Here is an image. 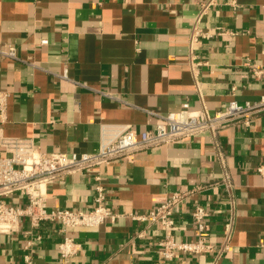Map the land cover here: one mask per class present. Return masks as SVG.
Listing matches in <instances>:
<instances>
[{
	"label": "crops",
	"instance_id": "crops-1",
	"mask_svg": "<svg viewBox=\"0 0 264 264\" xmlns=\"http://www.w3.org/2000/svg\"><path fill=\"white\" fill-rule=\"evenodd\" d=\"M205 1L0 0V50H15L14 58L0 52V89L9 91L0 132L31 137L41 151L94 152L102 134L127 124L153 128L183 102L213 112L264 94V0H217L198 22L208 36L190 46ZM259 166L264 170V110L215 138L203 132L64 175L46 187L49 208L92 207L99 181L119 218L98 226L46 222L33 231L22 219L17 231L0 232V264H59L64 234L80 244L69 264H264ZM208 184L180 207L171 231L178 240L196 239L188 210L201 203L214 249L162 257L161 226L129 214L149 211L174 190ZM8 200L23 202L17 193ZM37 232L41 239L25 248Z\"/></svg>",
	"mask_w": 264,
	"mask_h": 264
},
{
	"label": "built area",
	"instance_id": "built-area-1",
	"mask_svg": "<svg viewBox=\"0 0 264 264\" xmlns=\"http://www.w3.org/2000/svg\"><path fill=\"white\" fill-rule=\"evenodd\" d=\"M216 1L206 0L200 5L190 33V46L200 37L208 36V32L200 29L198 22L201 15ZM234 3L235 0L228 1V4ZM0 52L7 57H15L14 46L11 44ZM254 73L257 74L258 70H254ZM8 96V90L0 89L1 115L4 113ZM263 110L264 94L254 100L242 102L229 100L213 112L204 104L192 109L187 102H183L179 110L163 114L153 128L138 131L127 124L113 133L102 134L99 148L94 152L41 151L31 137H9L0 132V232L17 231L22 219L28 221L32 231L46 222H57L63 227L98 226L106 222H115L120 214L106 204L104 188L99 181L94 185V205L85 210L68 207L49 208L46 203L48 183L72 173L88 174L97 171L100 165L112 159L131 156L137 150L158 144H170L180 138H190L203 132H208L215 138L219 129L224 126L237 122L248 124L253 115ZM257 170L264 174L262 166ZM94 178L98 180L99 174H95ZM226 178L225 175L222 181H226ZM209 186L210 184L195 185L188 190H174L149 211L129 214L136 220L161 226L163 235L157 244L162 257L169 258L177 252L201 253L214 249L215 245L208 239L207 232L209 212L201 203H193L188 210V216L197 232L196 239L178 240L171 231L180 207L194 193ZM16 193L22 197V203L8 200ZM228 236L229 232L226 240ZM41 237L40 232L29 235L25 248L31 250L34 240ZM225 245L226 242L221 245V250ZM79 247V242L64 234L58 242L59 264H69L70 258ZM23 257L25 261L31 262L30 253L24 254Z\"/></svg>",
	"mask_w": 264,
	"mask_h": 264
}]
</instances>
